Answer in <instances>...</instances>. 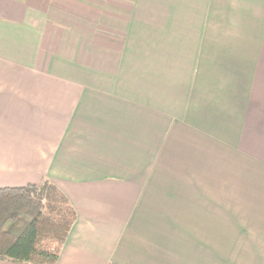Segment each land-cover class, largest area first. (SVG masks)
Returning <instances> with one entry per match:
<instances>
[{
	"label": "crops",
	"instance_id": "obj_1",
	"mask_svg": "<svg viewBox=\"0 0 264 264\" xmlns=\"http://www.w3.org/2000/svg\"><path fill=\"white\" fill-rule=\"evenodd\" d=\"M42 179L55 264H264V0H0V187Z\"/></svg>",
	"mask_w": 264,
	"mask_h": 264
},
{
	"label": "trees",
	"instance_id": "obj_2",
	"mask_svg": "<svg viewBox=\"0 0 264 264\" xmlns=\"http://www.w3.org/2000/svg\"><path fill=\"white\" fill-rule=\"evenodd\" d=\"M75 219L68 198L47 179L0 187V260L55 264Z\"/></svg>",
	"mask_w": 264,
	"mask_h": 264
}]
</instances>
